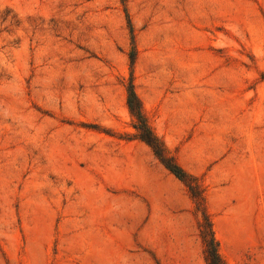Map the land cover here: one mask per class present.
Listing matches in <instances>:
<instances>
[{
    "label": "rangeland",
    "instance_id": "obj_1",
    "mask_svg": "<svg viewBox=\"0 0 264 264\" xmlns=\"http://www.w3.org/2000/svg\"><path fill=\"white\" fill-rule=\"evenodd\" d=\"M264 264V0H0V264Z\"/></svg>",
    "mask_w": 264,
    "mask_h": 264
},
{
    "label": "trees",
    "instance_id": "obj_2",
    "mask_svg": "<svg viewBox=\"0 0 264 264\" xmlns=\"http://www.w3.org/2000/svg\"><path fill=\"white\" fill-rule=\"evenodd\" d=\"M127 108L135 118L134 129L138 139L145 143L153 152L160 164L172 174L186 188L195 204V209L200 213L202 226L200 239L203 245V255L206 264H224L218 250V242L215 239L212 222L205 207V198L202 187L196 179L185 173L183 169L166 152L161 141L154 135L144 116L141 103L136 96L132 83L129 84L126 99Z\"/></svg>",
    "mask_w": 264,
    "mask_h": 264
}]
</instances>
